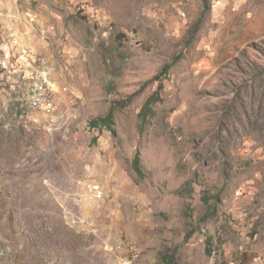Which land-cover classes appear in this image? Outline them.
I'll list each match as a JSON object with an SVG mask.
<instances>
[{
	"label": "rangeland",
	"instance_id": "1",
	"mask_svg": "<svg viewBox=\"0 0 264 264\" xmlns=\"http://www.w3.org/2000/svg\"><path fill=\"white\" fill-rule=\"evenodd\" d=\"M0 264H264V0H0Z\"/></svg>",
	"mask_w": 264,
	"mask_h": 264
},
{
	"label": "trees",
	"instance_id": "2",
	"mask_svg": "<svg viewBox=\"0 0 264 264\" xmlns=\"http://www.w3.org/2000/svg\"><path fill=\"white\" fill-rule=\"evenodd\" d=\"M180 59L176 58L174 60V62H178ZM173 66V63L167 64L163 70L161 71V73L155 78V80L160 81L161 84L159 85V89L158 91L151 95L149 97V99L147 100L146 104H145V108L143 110V113L141 114V118H146L148 116V112L151 110V107L157 103V102H162V98L160 96L161 92L164 90V83H163V79H168L169 76V72L171 70ZM143 121V120H142ZM145 121V119H144ZM113 125H114V120H113V112L109 113L107 115V117L104 118H97V119H93L90 122V126L93 129H97L100 127H104L106 129H108L110 132H115L113 129ZM95 141H97V138H95ZM141 155L139 154L134 162V170L137 173V175L142 179L143 174H142V169H141Z\"/></svg>",
	"mask_w": 264,
	"mask_h": 264
},
{
	"label": "built area",
	"instance_id": "3",
	"mask_svg": "<svg viewBox=\"0 0 264 264\" xmlns=\"http://www.w3.org/2000/svg\"><path fill=\"white\" fill-rule=\"evenodd\" d=\"M28 71V69H27ZM42 83V89L45 91V99H37L36 98V89L27 90L28 91V99H26V102L28 105H33V109L36 110H43V111H49L53 108L55 102L52 101L51 95L47 93L45 90V82L40 81ZM92 191H95L97 195H100L101 198H104V193L100 186H94L92 188Z\"/></svg>",
	"mask_w": 264,
	"mask_h": 264
},
{
	"label": "bare ground",
	"instance_id": "4",
	"mask_svg": "<svg viewBox=\"0 0 264 264\" xmlns=\"http://www.w3.org/2000/svg\"><path fill=\"white\" fill-rule=\"evenodd\" d=\"M42 80H43V82H45V90L47 91V93H49L51 95L52 101L55 102V104H54L53 108L50 109L49 111H43V110H39V111L46 116H51V115H54L58 112L59 104H58V100H57L56 96L53 93V90H52L53 86H52V82L50 81V79L47 76H45L41 73H38L37 74V80H36V82H34L32 84V87L30 88V90L36 89V98L37 99H45V91L41 90L42 89V83L40 81H42Z\"/></svg>",
	"mask_w": 264,
	"mask_h": 264
},
{
	"label": "clouds",
	"instance_id": "5",
	"mask_svg": "<svg viewBox=\"0 0 264 264\" xmlns=\"http://www.w3.org/2000/svg\"><path fill=\"white\" fill-rule=\"evenodd\" d=\"M58 86V85H57ZM59 88V87H58ZM60 105H61V103H60ZM39 114V113H38ZM98 186H100V185H98ZM101 187V186H100ZM102 189V188H101ZM94 198H96V199H100V198H98L96 195H95V193H94ZM104 199V198H103ZM102 199V200H103ZM83 222V221H82ZM89 222H90V224L89 225H92V219H89ZM84 223V222H83Z\"/></svg>",
	"mask_w": 264,
	"mask_h": 264
}]
</instances>
